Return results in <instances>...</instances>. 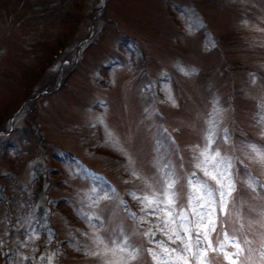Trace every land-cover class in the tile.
I'll return each mask as SVG.
<instances>
[{"label": "rangeland", "instance_id": "374dc122", "mask_svg": "<svg viewBox=\"0 0 264 264\" xmlns=\"http://www.w3.org/2000/svg\"><path fill=\"white\" fill-rule=\"evenodd\" d=\"M91 13L96 14L92 21ZM90 32L91 42L74 45V38ZM133 39L141 54L128 46L135 44ZM69 63L74 65L67 70ZM257 63L264 66V0H0V127L4 123L9 128L7 118L38 87H54L42 89L29 112L45 141L37 138L30 122L18 120L7 131L8 145L0 144V188L8 209L7 220L0 202V264L3 256L4 264H103L101 257L89 254L96 246L84 233L93 228L79 211L101 218L103 228L100 221L92 223L109 247V232L126 225L124 232L139 252L127 264H153L147 249L155 244L133 232L155 230L156 217L142 213L128 194L145 191L143 180L131 170L151 179L157 175L154 165L170 164L185 182L193 168L192 146L203 147L205 122L214 108L220 110L218 134L227 129L230 137L229 146L219 140L218 145L234 162L237 185L235 211L224 224L250 241L243 264H264V197L256 184L255 190L247 186L251 176L238 167L246 164L264 182V169L253 162L247 147L264 148L258 142L264 140V125L257 123L264 73L247 72ZM105 125L133 165L106 142ZM65 150L83 160V177L71 170ZM46 163L59 170L52 172ZM91 169L111 176L146 222L135 220L136 229L118 195L92 193L95 185L86 179ZM106 194L110 199L90 206ZM182 203L183 197L178 206ZM45 212L59 236L68 237L60 256L52 250L57 238L40 230ZM213 254L216 264L222 256Z\"/></svg>", "mask_w": 264, "mask_h": 264}, {"label": "snow or ice", "instance_id": "6c2138e0", "mask_svg": "<svg viewBox=\"0 0 264 264\" xmlns=\"http://www.w3.org/2000/svg\"><path fill=\"white\" fill-rule=\"evenodd\" d=\"M181 70L183 71V69ZM185 74L188 73L185 72ZM164 91L171 104L176 106V101L170 90L165 88ZM258 107L261 110V115L257 123L264 125V102L260 103ZM219 117L220 110L218 108H214L209 113V119L205 122L207 130L203 134V147L192 146L191 160L194 171L183 178L185 182L182 183L181 178L176 175L175 169L170 164L154 165L157 167V175L151 179L142 177L135 168L131 170V175L135 179L143 180L145 191L143 195L136 191H129L128 194L141 205L142 213L156 217L155 230L150 227L143 233L133 232V235H142L148 239L149 243L155 244L154 248L147 249L153 264H213L209 253L222 256V260L227 264H243L241 257L245 255V246L250 241L247 238L240 239L235 231L230 233L224 224L225 218H231L235 211L234 194L237 192V185L233 175L234 162L229 156L222 153L218 145V140L225 146L230 145L227 129H220L218 134ZM97 122L104 123L102 119H98ZM105 130L106 142L124 155L130 166L133 165L132 157L120 145L118 137L108 130L106 125ZM164 132L166 134L167 130L165 129ZM247 147L254 154L251 156L253 162L264 169V148L256 145ZM180 160V167L183 168V157H180ZM254 180L255 178L250 177L247 182V186L253 190H255ZM178 186L181 189L179 192L177 191ZM91 191L92 193L110 192L114 189L110 187L104 189L102 184H97ZM181 197L186 203L178 206ZM100 199H110V196L106 194L103 197H97L90 202V206H97ZM121 204H124V201H121ZM126 211L128 218L146 222L144 216L138 217L137 213L130 209H126ZM78 215L93 228L91 234L84 233L96 246V250L91 251L90 255L101 257L103 264H127V261L137 260L139 252L129 244V236L124 232L122 223L116 225L109 232L112 245L109 247L92 223L94 219L100 221V226L103 228L101 218L89 216L83 211H79ZM218 225L221 226L220 231H218ZM262 226H264V221H262ZM242 227L243 224H241ZM158 232L163 234L167 241L177 244L178 247H169L165 241L155 240ZM117 234L122 239L114 238ZM214 234L216 236L215 246L213 244ZM229 248L232 251H228ZM261 248L264 249V243L261 244ZM125 253H127L126 258ZM109 254H111L110 258H105Z\"/></svg>", "mask_w": 264, "mask_h": 264}]
</instances>
